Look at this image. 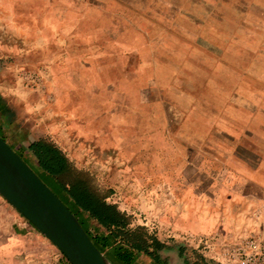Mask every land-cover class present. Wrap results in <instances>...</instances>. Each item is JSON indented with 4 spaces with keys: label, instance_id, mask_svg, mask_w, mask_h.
Returning a JSON list of instances; mask_svg holds the SVG:
<instances>
[{
    "label": "crops",
    "instance_id": "crops-1",
    "mask_svg": "<svg viewBox=\"0 0 264 264\" xmlns=\"http://www.w3.org/2000/svg\"><path fill=\"white\" fill-rule=\"evenodd\" d=\"M88 5L0 0V133L25 157L49 137L65 155L100 158L92 166L117 183L106 201L125 214L142 200L127 189L151 190L163 208L153 254L130 264H224V245L264 233V92L236 80L226 97H191L153 55L111 41ZM41 66L44 90L24 89L17 73ZM55 249L0 195V264H51Z\"/></svg>",
    "mask_w": 264,
    "mask_h": 264
},
{
    "label": "rangeland",
    "instance_id": "rangeland-1",
    "mask_svg": "<svg viewBox=\"0 0 264 264\" xmlns=\"http://www.w3.org/2000/svg\"><path fill=\"white\" fill-rule=\"evenodd\" d=\"M86 1L89 2L88 15L103 20L111 41L120 47L140 51L147 62L153 55L158 61L152 62L157 61L159 68L172 69L173 82L187 90L191 97H201L202 90L206 92V102L214 95L226 97L230 82L236 80L244 86L246 81L251 82L264 92V0ZM101 34L94 30V39L99 40ZM1 40L4 47L5 37ZM18 47L22 49L21 45ZM41 140L57 145L49 137ZM73 144L93 149L89 141ZM66 157V169L57 179L67 188H72L77 179L82 178L106 200L117 199L116 181L111 183L102 178V173L92 166L100 158H75L67 154ZM126 191L131 198L140 196L143 200L141 204L140 201L132 204L131 200L127 206L131 225L141 227L139 222H143L149 234L157 225L155 218L163 212L162 206L150 203L151 190L133 188ZM135 230V236L139 237L143 230ZM55 250L58 257L52 258L51 264H70L57 248ZM37 260L35 264H42Z\"/></svg>",
    "mask_w": 264,
    "mask_h": 264
},
{
    "label": "trees",
    "instance_id": "trees-1",
    "mask_svg": "<svg viewBox=\"0 0 264 264\" xmlns=\"http://www.w3.org/2000/svg\"><path fill=\"white\" fill-rule=\"evenodd\" d=\"M0 136L5 140L1 133ZM29 151L30 157L16 152L75 214L92 242L101 252L105 250L103 254L112 264H118L119 261L130 264L134 251L153 254L149 250V242L152 240V244L156 243L154 236L148 234L144 226L133 228L130 217L98 195L84 179H77L72 188H67L57 179V175L66 169L68 163L59 147L40 139L29 145ZM135 229L143 230L138 232L139 237L135 236Z\"/></svg>",
    "mask_w": 264,
    "mask_h": 264
},
{
    "label": "water",
    "instance_id": "water-1",
    "mask_svg": "<svg viewBox=\"0 0 264 264\" xmlns=\"http://www.w3.org/2000/svg\"><path fill=\"white\" fill-rule=\"evenodd\" d=\"M0 195L70 264H112L92 242L75 214L1 136Z\"/></svg>",
    "mask_w": 264,
    "mask_h": 264
},
{
    "label": "built area",
    "instance_id": "built-area-1",
    "mask_svg": "<svg viewBox=\"0 0 264 264\" xmlns=\"http://www.w3.org/2000/svg\"><path fill=\"white\" fill-rule=\"evenodd\" d=\"M17 77L24 89L42 92L48 68L41 66L36 70H20ZM221 259L224 264H264V233L253 234L238 243L224 245Z\"/></svg>",
    "mask_w": 264,
    "mask_h": 264
},
{
    "label": "bare ground",
    "instance_id": "bare-ground-1",
    "mask_svg": "<svg viewBox=\"0 0 264 264\" xmlns=\"http://www.w3.org/2000/svg\"><path fill=\"white\" fill-rule=\"evenodd\" d=\"M106 264H110V263H106Z\"/></svg>",
    "mask_w": 264,
    "mask_h": 264
}]
</instances>
